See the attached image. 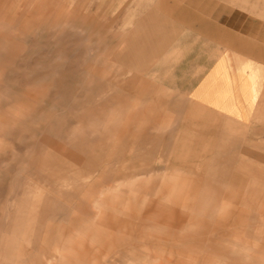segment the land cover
<instances>
[{"label":"rangeland","instance_id":"obj_1","mask_svg":"<svg viewBox=\"0 0 264 264\" xmlns=\"http://www.w3.org/2000/svg\"><path fill=\"white\" fill-rule=\"evenodd\" d=\"M181 18L252 42L245 117L155 78ZM172 184L177 222L147 218ZM0 264H264V0H0Z\"/></svg>","mask_w":264,"mask_h":264},{"label":"crops","instance_id":"obj_2","mask_svg":"<svg viewBox=\"0 0 264 264\" xmlns=\"http://www.w3.org/2000/svg\"><path fill=\"white\" fill-rule=\"evenodd\" d=\"M158 16L152 15L151 21L164 20ZM177 21L182 23L167 24L169 28L150 42L165 50L151 66L155 78L169 91L184 94L222 116L245 117L250 102L256 100L258 83L259 60L252 42L247 46L240 36L227 34L208 20L181 18ZM173 188L172 184V192L160 194L163 196L156 208L146 212L147 218L172 220L177 216ZM99 219L106 220L107 214L101 212ZM114 223L122 230L126 224L118 219ZM59 252L62 258L71 255L79 261L92 262L105 254L88 245L80 233H70Z\"/></svg>","mask_w":264,"mask_h":264},{"label":"bare ground","instance_id":"obj_3","mask_svg":"<svg viewBox=\"0 0 264 264\" xmlns=\"http://www.w3.org/2000/svg\"><path fill=\"white\" fill-rule=\"evenodd\" d=\"M181 216V215H180ZM176 218V219H175ZM174 218V216H173V218H172V220H167V219H164V218H162V220H167V221H169V222H171L173 225L177 222V220L179 219V217L178 216H176ZM233 238V237H232ZM233 241V240H232ZM239 242V241H238ZM234 244V243H233ZM230 246V245H229ZM234 246H237V245H234ZM236 249V248H235ZM238 251V250H237ZM236 253V252H235ZM238 253V252H237ZM242 254V253H241ZM245 258H246V256H245ZM244 258V259H245Z\"/></svg>","mask_w":264,"mask_h":264}]
</instances>
